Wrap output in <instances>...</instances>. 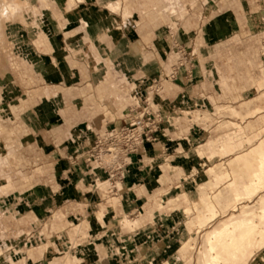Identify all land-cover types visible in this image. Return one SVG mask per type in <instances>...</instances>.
<instances>
[{
	"label": "crops",
	"instance_id": "0c3cea01",
	"mask_svg": "<svg viewBox=\"0 0 264 264\" xmlns=\"http://www.w3.org/2000/svg\"><path fill=\"white\" fill-rule=\"evenodd\" d=\"M75 1L77 8L71 22H78L86 43L91 38L105 54L125 56L128 63L123 75L127 84L145 82L155 87L156 105L150 110L160 114L162 125L155 141L143 144L131 155L121 183L124 192L120 193V186L117 191L121 197L127 194L129 201L128 204L121 201L117 207L119 215H111V219L112 209L108 207L98 220V206L78 203L77 194L89 181L88 170L81 163L75 167L69 159L56 158L53 154L41 158L17 150L9 158L10 168L5 174L6 188L0 204V246L23 248L33 264H50L57 257L51 248L57 243L58 229L62 227L71 234L75 220H79L82 229L84 221L90 224L89 229L95 235L103 230H121L115 245L120 246L123 256L106 253L103 248L88 253L87 247L97 244V240L83 244V238L79 237L73 264H114L127 258L132 262L122 264H143L153 252L164 253L179 243L174 230L187 228L189 221L141 220L146 202H154L162 192L172 189L178 195L180 187L189 203H182L176 211H183L187 206L195 211V202L186 184L210 167L227 163L235 154H243L248 147L244 144L233 155L208 160L204 168H198V163L191 160L193 151L214 145L221 153L226 142L237 143L243 139L241 134H232L239 129L247 137L264 135V125L259 120L264 113V93L257 86L262 62L259 53L254 52L258 49L259 31L249 27L256 2L230 0L231 10L218 12L216 7L221 0ZM117 5L118 11L114 9ZM227 17H231L227 21L237 24L224 27ZM177 45L195 54L194 64L191 69H180L170 79L167 75L178 59ZM84 91L70 92V95L82 103L87 98ZM233 108L238 114L233 113ZM30 122L22 131L27 128L35 133L37 125ZM14 131L15 128L9 130ZM30 135V144H36V135ZM168 205L171 204L165 206ZM163 211L166 212L163 216H173L176 212ZM124 215L131 219L127 226L119 220ZM214 223L203 228L194 226L198 239ZM143 229H146L145 235L149 231L148 237L137 239V232ZM11 255L13 262L20 260L16 253ZM0 264L11 263L0 257Z\"/></svg>",
	"mask_w": 264,
	"mask_h": 264
},
{
	"label": "rangeland",
	"instance_id": "374dc122",
	"mask_svg": "<svg viewBox=\"0 0 264 264\" xmlns=\"http://www.w3.org/2000/svg\"><path fill=\"white\" fill-rule=\"evenodd\" d=\"M65 1L64 6L60 7L64 12L67 9L69 15L73 17L77 3L75 0ZM0 8H2L3 19V25L0 29V127L13 141L12 148L6 147L4 150L1 149L0 143V204L6 188L5 174L9 172L8 168H10L8 160L15 156L17 150H20L28 156L39 155L42 158L53 154L56 158H66L75 167L81 163L88 170L89 181L80 194H77L78 203L92 207L98 206L99 212L96 214L98 220V216L104 214L101 211H105L107 207L112 209V214H109L110 219L112 216H118L117 208L113 210L112 205L108 202L111 197L119 196L121 203L122 197L117 194L118 188L113 190L111 186L107 187L108 189L100 187V182L107 180V174L102 170H92L93 166L91 164V166L85 165L84 160L97 136L104 134L111 128H120L127 124L126 112L129 109L139 107L150 110L151 106L155 108L157 99L155 87L148 86L145 82L136 85L127 84L128 81L123 74H126L128 59L125 56L119 58V55L115 53L105 54L100 48L98 49L97 44L91 38H88L86 43L83 32H80L78 22L73 21L68 26L67 31H65L66 36L63 31H60L62 33L59 35H55L47 20L48 11H44L40 0H27L26 3H18L16 0H0ZM35 8L39 9L37 13ZM119 9L118 5L115 10L118 11ZM35 22L38 23L37 27L34 26ZM256 29L259 31L257 32L259 34L258 50L262 62L259 74L264 79V72L262 71L264 54H261L264 48V24L257 26ZM44 35L48 39L45 50L41 48V45H38L39 40ZM28 48L36 50L37 56H28L26 54ZM44 53L52 57L59 66L60 74L52 79L48 77ZM113 75L115 76L114 79H112ZM30 77L32 80L31 83H28ZM37 89L41 90L48 100L52 109L51 115L34 110L27 114L22 110L20 99ZM84 89V94H87L89 100L90 111L87 108H77L81 104V99L72 102L66 99L70 92L75 93ZM150 91L154 92V99L150 98L148 94ZM76 110H79L81 115L80 122H76ZM30 121L37 125L35 133L27 128L22 131V127L31 123ZM13 128L16 131L9 132ZM31 133L36 135V144L29 142ZM118 186H120V193L124 192L125 187L122 188L121 184ZM178 192L180 194L177 195L179 205L178 208L175 207L171 210L172 212L181 209L182 200L189 203L186 193L181 188L178 189ZM168 193L177 194L174 189L165 194ZM49 198L47 201L50 200ZM168 203L167 201L166 204ZM172 215L174 220H178L180 223L189 220V216L183 215V211H176ZM128 219L127 223L131 222V219ZM135 220L138 221L139 219L136 218ZM75 222V229L71 234L62 227L58 229L60 232L57 243L51 248L52 254L57 257L50 261V264H64L67 257L73 259L78 253L80 242L77 240L79 237L83 238L81 239L83 244H90L97 240V244H91L87 247L88 253H94L95 248L97 250L103 248L106 253L122 255L119 252L120 246L115 245L116 237L121 235V230H119L120 232L117 229L103 230L95 235L89 229L90 224L87 225L86 221H84L85 228L83 227V229L80 227L79 220H75ZM78 227L83 231L79 236L76 234ZM184 230L185 228L182 227L174 230L175 236H179V243L172 245L171 249L164 253L163 251L160 253L153 252L152 257L142 263L150 262L157 255L163 260L172 257L186 239L183 237ZM109 232H112L113 244L110 241L106 245L105 238L110 237ZM148 234L149 231L146 232V235L144 234V238L148 237ZM124 240L128 241V238H124ZM199 241L200 244L198 245ZM201 241L202 239L197 240L194 254L200 247ZM12 253H16L20 260L13 262ZM26 255L27 251L23 248L14 250L11 246L4 249L0 246V257L5 258V261L7 259L8 263L33 264ZM130 262H132L131 259L127 258L122 261H114V264ZM45 263L47 264V262ZM190 264H195V262Z\"/></svg>",
	"mask_w": 264,
	"mask_h": 264
},
{
	"label": "bare ground",
	"instance_id": "6f19581e",
	"mask_svg": "<svg viewBox=\"0 0 264 264\" xmlns=\"http://www.w3.org/2000/svg\"><path fill=\"white\" fill-rule=\"evenodd\" d=\"M18 3H26L27 0H16ZM44 11H48L47 20L54 31L55 35H59L63 31L66 36L68 26L71 25V16L67 9L66 12L60 6H64L65 0H40ZM230 0H221V3L216 7L217 11L231 10ZM256 5L254 12L249 19V27L257 28L264 24V0H255ZM118 6V5H117ZM116 7H114L115 9ZM36 13L39 9L35 8ZM4 12V10H3ZM231 17H227L223 22L226 28L232 27L237 22L227 21ZM3 25L2 8H0V29ZM34 26H38L35 22ZM201 39L202 37L199 36ZM38 45L44 50L47 48L48 39L44 35L39 40ZM254 52L260 53L257 49ZM28 56L36 57L37 51L33 48H28ZM264 54V48L262 53ZM48 77L54 78L60 74L58 63L44 53ZM264 72V66H262ZM32 77L28 83H31ZM258 89L264 93V79L261 78L257 83ZM150 98L155 97L153 91L148 93ZM75 95H67L68 101H74ZM88 99L78 105L87 108ZM22 110L30 114L33 110L42 112L46 115L52 114V109L48 100L44 97L43 92L37 89L34 92H29L20 99ZM94 109V108H93ZM233 113L238 112L233 108ZM261 107H258V111ZM76 122H80L81 115L79 110H76ZM209 118L205 117V120ZM260 122L264 125V113L259 117ZM264 132V130H263ZM233 135H243V139L237 143L226 142L225 148L220 153L217 148L212 145L206 150L196 149L193 151L194 160L198 163V168H204L208 164V160H214L222 155L229 156L244 148L248 149L243 154H235L227 160V163L220 162L213 167H210L205 172L199 174L196 180L188 182L187 188L191 192V197L195 202V211L190 207L183 208V215L189 216V221L186 224L183 237L186 238L177 249L172 257H167L164 260L159 255L154 257L150 262L145 264H264V135L259 137V134L246 136L242 129L234 131ZM0 143L1 149L12 148L13 141L4 129L0 127ZM245 144V145H244ZM207 156L208 159L205 157ZM100 187L108 189L110 183L108 180L100 182ZM108 187V188H107ZM180 188V187H178ZM167 192V191H166ZM163 192L154 202L149 200L143 207L141 212V220L174 221L171 215L163 216V209L169 211L175 207L178 208L179 198L177 195ZM168 199H166L167 197ZM129 196L122 195V202L128 204ZM168 206L166 205L167 201ZM113 210L120 205V197L113 196L108 201ZM183 200L181 203H186ZM194 212V214H193ZM101 213H103L101 211ZM191 214L194 216L191 217ZM103 216V215H101ZM122 224H127L128 217L124 215L119 219ZM215 222L210 229L202 236L200 247L194 254V248L197 244L198 231H194V226L203 228L209 223ZM137 224V220L135 221ZM146 229L137 232L136 238L143 239ZM83 232L80 227L76 229V234L79 236ZM110 237L105 238V244H113L111 237L112 232L108 233ZM172 247V246H171ZM171 247L169 249H171ZM126 260V259H124ZM32 262V260L30 259ZM75 263L74 258L67 257L64 264Z\"/></svg>",
	"mask_w": 264,
	"mask_h": 264
},
{
	"label": "built area",
	"instance_id": "2783aa9c",
	"mask_svg": "<svg viewBox=\"0 0 264 264\" xmlns=\"http://www.w3.org/2000/svg\"><path fill=\"white\" fill-rule=\"evenodd\" d=\"M176 51L178 59L167 75L170 79L175 78L180 69H191L194 64L195 54L192 51H187L184 46L179 45ZM126 119L125 126L111 128L97 136L84 160L87 166H93L92 170H102L107 174V180L113 190L124 182V170L130 164L131 155L138 152L143 144L157 139L163 121L158 112L139 107L131 108Z\"/></svg>",
	"mask_w": 264,
	"mask_h": 264
}]
</instances>
